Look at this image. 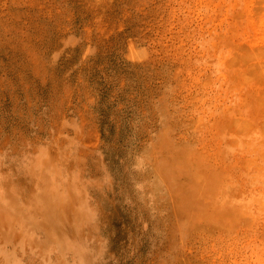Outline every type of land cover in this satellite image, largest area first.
I'll return each instance as SVG.
<instances>
[{"label":"rangeland","instance_id":"1","mask_svg":"<svg viewBox=\"0 0 264 264\" xmlns=\"http://www.w3.org/2000/svg\"><path fill=\"white\" fill-rule=\"evenodd\" d=\"M0 264H264V0H0Z\"/></svg>","mask_w":264,"mask_h":264}]
</instances>
